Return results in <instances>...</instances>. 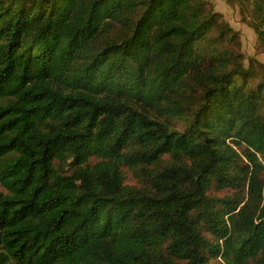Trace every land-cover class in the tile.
I'll use <instances>...</instances> for the list:
<instances>
[{
    "label": "trees",
    "instance_id": "1",
    "mask_svg": "<svg viewBox=\"0 0 264 264\" xmlns=\"http://www.w3.org/2000/svg\"><path fill=\"white\" fill-rule=\"evenodd\" d=\"M219 16L0 0V264H264V84L200 48Z\"/></svg>",
    "mask_w": 264,
    "mask_h": 264
},
{
    "label": "rangeland",
    "instance_id": "2",
    "mask_svg": "<svg viewBox=\"0 0 264 264\" xmlns=\"http://www.w3.org/2000/svg\"><path fill=\"white\" fill-rule=\"evenodd\" d=\"M205 1L207 2V7H212L214 11L220 13V16L218 18L219 25L213 27L207 33L208 39L200 44V48L207 49L208 53H219L221 51H237L241 53L242 57L240 60L243 66L251 70L247 85L257 89L260 84H264V43L259 38L253 26V22L255 21L253 15V0H242L241 4L239 0ZM221 30L224 33L223 38L213 40L214 37L219 36ZM117 32L118 30H114L115 34H117ZM233 64L234 61L232 65ZM200 101L199 95L196 96L195 107ZM174 122L176 125L184 124L177 120ZM239 150L241 151L242 148H239ZM94 161L95 159L92 158L91 162ZM123 170L125 183L127 185L136 187L142 186L141 179H139L133 171L127 167H124ZM261 176L264 178V169L261 171ZM245 191L244 194L246 195ZM209 192L210 194L218 196L233 193L230 189H217L214 186ZM207 235L209 236V234Z\"/></svg>",
    "mask_w": 264,
    "mask_h": 264
}]
</instances>
